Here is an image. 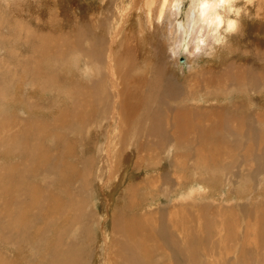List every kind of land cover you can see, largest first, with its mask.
<instances>
[{"label":"rangeland","instance_id":"1","mask_svg":"<svg viewBox=\"0 0 264 264\" xmlns=\"http://www.w3.org/2000/svg\"><path fill=\"white\" fill-rule=\"evenodd\" d=\"M140 2L0 0V264H264V32L244 17L195 73Z\"/></svg>","mask_w":264,"mask_h":264},{"label":"bare ground","instance_id":"2","mask_svg":"<svg viewBox=\"0 0 264 264\" xmlns=\"http://www.w3.org/2000/svg\"><path fill=\"white\" fill-rule=\"evenodd\" d=\"M154 2H155V6H153L154 5ZM159 2H160V0H141V2H140V5L138 6V10L139 11H136L135 13H136V15H138L139 17H141V16H143V23H145V27L147 28V31L148 30H151L152 31V29L154 28V26L156 25V26H161L163 29H164V31L162 32V34H163V41H164V44H165V46L167 47V50H168V56H170V58L171 59H173V61H175L176 63H177V56L178 55H181V56H183V61L182 62H186V63H188V65H191L192 67H191V70H193L194 72H195V70H198L199 69V66H200V64H201V62L199 61V58L197 59V60H190L189 59V57H188V55L186 54V52H185V48L190 44V43H192V41H193V39H194V36H193V34L192 33H190L189 31H188V28H187V24H188V21H187V19H186V16H187V12L185 11L184 12V16H182V18L179 16V14H180V12H178L177 14H176V16H171V15H168V14H165L164 15V20H163V22L161 23V22H158V20H157V17L159 16V14H160V10H159ZM254 2H255V7L253 8V9H250V11H252L253 12V15H250L251 16V18L253 17V19L254 18H256L257 19V26H258V28H262V32H264V2H261V0H254ZM138 3V2H137ZM46 4V3H45ZM133 6V5H132ZM124 7V6H123ZM119 8V7H118ZM122 8V7H121ZM130 8V7H129ZM132 8V7H131ZM186 8H188V6L186 7ZM128 9V8H127ZM187 10V9H186ZM119 11V10H118ZM127 11V10H126ZM131 11V10H130ZM123 12V11H122ZM124 13H125V11H124ZM131 14V13H130ZM134 14V13H133ZM126 17H128V15H125ZM117 17V16H116ZM138 17V18H139ZM180 18V19H179ZM244 17H242V19H243ZM123 19H125V18H123ZM242 19H241V28H240V30H239V32H238V34L239 35H243L244 34V31H245V28H244V22L245 21H242ZM247 19V18H246ZM127 20V19H126ZM131 20V19H130ZM124 21V20H123ZM137 21V20H136ZM247 21H249V19L247 20ZM253 21V20H252ZM254 21H256V20H254ZM114 22V21H113ZM113 22H111V21H109V24L110 23H112L113 24ZM119 22V21H118ZM122 22V21H121ZM120 23V22H119ZM138 23V22H137ZM137 23H135V24H137ZM249 22H247V24H248ZM107 24V23H106ZM120 24H123V22L122 23H120ZM119 24V25H120ZM250 24V23H249ZM254 24H255V22H254ZM116 25H117V22H116ZM119 25L117 26V27H119ZM112 25H110V28H112L111 27ZM138 27V26H137ZM246 27H248V26H246ZM115 28V27H114ZM144 28V27H143ZM257 28V29H258ZM123 29V28H122ZM141 29H142V27H141ZM155 29V28H154ZM162 29V30H163ZM254 29H256V27L254 28ZM117 31H114V35H115V37L116 36H118V31H119V28L118 29H116ZM140 30V29H139ZM258 30H260V29H258ZM111 31H112V29H111ZM142 32V31H141ZM141 32H139V33H141ZM257 32V31H256ZM120 33V32H119ZM142 36V35H141ZM246 36V35H245ZM233 37V36H232ZM233 39V38H232ZM111 40H113V39H111ZM114 42V41H113ZM112 43H110L108 46V53L110 54L111 53V45ZM228 45H232V43H230V41H228V43L226 44V45H224L223 47H219V48H217L216 49V51L215 52H217V58H218V60L222 57V55H223V51L225 52L226 50H227V48H228ZM90 47H92V46H90ZM92 50V49H91ZM98 51V50H97ZM215 56H216V54H215ZM169 58V59H170ZM201 58V57H200ZM112 61H109V59L107 60L106 59V62L105 63H107V64H110V63H108L107 61H109V62H114L113 61V59H111ZM144 60V59H143ZM180 61V60H179ZM209 61V60H208ZM181 62V61H180ZM212 62H214V61H212ZM216 62V61H215ZM217 63V62H216ZM211 65H213V63H210ZM105 65V64H104ZM178 65V64H177ZM176 65V66H177ZM110 66V65H109ZM107 67V66H106ZM105 67V68H106ZM119 67V66H118ZM180 67V66H179ZM188 68V67H187ZM203 68V67H202ZM114 69V68H113ZM116 69V68H115ZM114 69V71H116ZM204 69V68H203ZM108 70H109V73L110 74H114V72L113 73H111V68H108ZM122 70V69H121ZM119 70H117V72H118ZM193 72V73H194ZM199 72H201V70L199 71ZM198 72V73H199ZM195 73H197V72H195ZM27 74H29V73H27ZM124 74V73H123ZM197 75V74H196ZM117 76V75H116ZM195 76V75H194ZM193 76V77H194ZM117 77H119V74H118V76ZM121 77V76H120ZM123 77V76H122ZM116 80H119V78L118 79H116ZM103 81V80H102ZM101 81V82H102ZM39 82L40 81H38V84H39ZM44 82L45 83H47V80H44ZM114 83H115V80L113 81ZM95 83V82H94ZM103 83V82H102ZM114 83H112V87H113V89H115L114 87ZM192 83H194V82H192ZM49 84V83H48ZM111 84V83H110ZM116 84H117V81H116ZM119 84V83H118ZM120 84H121V82H120ZM47 85V84H46ZM91 85H92V83H91ZM44 86V85H43ZM42 86V87H43ZM97 86H99V88L98 87H96L95 86V84L91 87V88H88L87 90H85L86 92H89V93H94V92H98V93H100V91L103 89V87H102V84L101 85H97ZM119 86V85H118ZM120 87V86H119ZM93 88H94V92H92L91 90H93ZM96 88H98V89H96ZM116 88H117V86H116ZM160 88H161V94H172V91H171V88H173L171 85H164V87L162 88L161 86H160ZM122 89V88H121ZM112 90V89H111ZM116 90V89H115ZM118 90V89H117ZM215 90V89H214ZM81 91H83V90H81ZM112 92H113V90H112ZM119 92H120V90H119ZM114 93V92H113ZM116 93H117V91H116ZM103 94L104 93H101V95L103 96ZM118 94V93H117ZM121 95H123L122 94V92L120 93ZM88 94H85V92H84V96H87ZM96 94H93V96H95ZM98 95V94H97ZM115 96V95H114ZM170 96V95H169ZM115 97H117V95L115 96ZM236 97V96H235ZM102 99V98H101ZM119 99V98H118ZM116 100V99H115ZM120 100V99H119ZM99 101V100H98ZM122 101V100H121ZM120 101V102H121ZM116 102H117V100H116ZM123 102V101H122ZM113 103V102H112ZM118 104L120 105V103H119V101H118ZM122 105H123V103H122ZM125 106V105H124ZM124 106H122V107H124ZM126 107V106H125ZM113 108V107H112ZM126 110H127V108H126ZM111 111V110H110ZM123 111H124V108H123ZM125 112V111H124ZM105 112L104 111H100V112H98V115L97 116H101V115H103ZM111 113V112H110ZM112 114V113H111ZM113 114H115V113H113ZM112 117V116H111ZM117 117V116H116ZM119 117V116H118ZM123 117V116H122ZM177 117V116H176ZM124 119V118H123ZM154 119V118H153ZM91 120H95V117L94 118H89V119H87V120H84L87 124L88 123H90V121ZM100 120H102V119H98V120H96L95 121V124H97L98 123V121H100ZM79 124H81V123H79ZM155 124V123H154ZM153 124V125H154ZM89 125V124H88ZM93 125V124H92ZM150 126L149 127V132H148V134L147 135H150L151 136V138L152 137H154V133L152 134V132H154V129H155V127L154 126ZM82 126V125H81ZM80 126V127H81ZM84 126V125H83ZM82 126V127H83ZM87 126V125H86ZM78 127V126H77ZM160 127H161V125H160ZM162 128V127H161ZM207 128V127H206ZM122 129V128H121ZM146 130L148 129V127H146L145 128ZM208 129V128H207ZM213 130H215L214 128H212ZM118 130H119V128H118ZM124 130V129H123ZM197 130V129H196ZM206 130V129H205ZM119 132V131H118ZM171 132V131H170ZM177 132H178V130H177ZM203 132V131H202ZM218 130H217V132L215 131V133L216 134H214L213 132H212V134H214L215 135V138H217L218 137ZM223 132V131H222ZM124 133V132H123ZM157 133H159V135L160 136H157L155 139H157V142H159V143H164L165 142V138H166V136H165V134H164V132H163V130H159V128H158V131H157ZM204 133V132H203ZM206 133V132H205ZM208 133H209V131H208ZM112 135V132H111V128H108V130H107V135H106V144H104V145H107V144H109L110 142H111V140L113 139V137L111 136ZM121 135V134H120ZM210 135V134H209ZM107 136H108V138H107ZM123 136V135H122ZM195 136V135H194ZM200 136V135H199ZM208 136V135H207ZM202 137V136H201ZM209 137V136H208ZM212 137V136H211ZM214 137V136H213ZM221 137V136H220ZM120 138H122V140H123V137H120ZM124 138H126V137H124ZM214 138V139H215ZM223 138V137H222ZM230 138V137H229ZM101 139V138H100ZM205 139V138H204ZM221 139V138H220ZM124 141V140H123ZM205 141H207L206 139H205ZM209 142V141H208ZM220 142V141H219ZM154 143V142H153ZM104 147H106V146H104ZM117 148V147H116ZM106 150V153H107V155H106V158L107 159H110V161H113V158H114V153H113V150L111 149V148H108V149H105ZM182 161V160H181ZM110 165V164H109ZM102 166V165H101ZM107 166V165H106ZM108 167H111V166H108ZM109 170H110V168H109ZM121 170V169H120ZM182 171V170H181ZM110 172V171H109ZM113 172V171H112ZM111 172V174L113 175V173ZM110 176V177H108L109 179L110 178H112L113 176ZM119 177H121L120 175H118ZM118 176L117 175H114V180L110 183V185L112 184H116V178L118 179ZM107 179V178H106ZM12 181V180H11ZM108 181V180H107ZM157 183V182H156ZM11 186H13V187H15V183L13 182H10L9 183ZM115 186V185H114ZM156 186V185H155ZM155 186H154V188H155ZM115 187H117V186H115ZM153 187V186H152ZM157 188V187H156ZM9 189V188H8ZM151 189V188H150ZM194 189V188H193ZM6 190V189H5ZM22 190V188H19L18 190H13L15 193L17 192V194H16V196L15 197H13V200L12 201H14V205L13 206H15V207H19V214H20V217H21V219H23V215H24V212H25V209H26V203H24V205L22 204V203H15V202H17L18 200H21V199H23V197H22V194H23V192L21 191ZM114 190V189H113ZM203 190V189H202ZM192 191V190H191ZM191 191L188 193V194H185V196H183V199H184V197H189L190 195H191ZM112 192V191H111ZM152 192V191H151ZM162 192V191H161ZM198 192V194L201 192V191H197ZM109 193V192H108ZM7 194V193H6ZM111 194V193H110ZM113 194V193H112ZM109 195V194H108ZM150 195H151V193H150ZM155 196V195H154ZM111 197V196H110ZM147 197H148V195H147ZM151 198V197H150ZM152 199V198H151ZM151 199H150V201H151ZM56 202H58L59 204H60V202L59 201H56ZM172 204V203H171ZM55 207H56V205H55ZM58 209V208H57ZM153 211H150L149 209H148V211H147V213H146V215L148 214L149 215V213H152ZM144 216V215H143ZM9 217V220H10V216H8ZM17 217V216H16ZM19 217V218H20ZM146 218V217H145ZM25 219V218H24ZM5 220V219H4ZM14 221V220H13ZM16 221V220H15ZM20 221H23V220H20ZM7 222V221H6ZM135 222V221H134ZM134 222H130L129 221V224L131 223V224H133ZM23 223V222H22ZM3 224V223H2ZM15 224V223H14ZM20 224V223H19ZM125 224L126 223H122V224H120L119 226H118V228H117V230L120 232V233H123V235L124 234H127L128 232H130V228L129 227H127V225L129 226V224L127 223V225L125 226ZM137 224V223H136ZM144 224V223H143ZM174 225V224H173ZM19 228H21V226H19V225H17ZM145 226H146V224H145ZM135 227H137L136 225H135ZM147 227V226H146ZM179 227V226H178ZM142 228V227H141ZM150 228V227H149ZM176 228V227H175ZM1 229V228H0ZM263 229V228H262ZM12 231H14L15 233H16V231L14 230V229H11ZM143 230V229H142ZM172 230V229H171ZM175 230V229H174ZM169 231V230H168ZM262 231V230H261ZM264 232V231H263ZM182 233H184V231H182ZM5 235H4V239H5V243L7 242L8 243V245L9 244H11L12 242H9L10 240H8L7 239V237H6V233H4ZM187 233H184L183 234V236H185ZM2 236V235H1ZM143 236V235H142ZM264 236V235H263ZM139 237V236H138ZM146 237V236H145ZM261 237H262V235H261ZM261 237H259V238H261ZM130 238H132L131 236H130ZM183 238V237H182ZM264 238V237H263ZM262 238V239H263ZM58 240V239H57ZM138 240V239H137ZM131 241H132V239H131ZM134 241H135V238H134ZM139 242H140V244L143 242H141V240H138ZM261 241V240H260ZM136 242V241H135ZM115 244L117 243V240L115 239V242H114ZM129 243V242H128ZM132 243V242H131ZM165 243V242H164ZM262 243V242H261ZM143 244V243H142ZM172 244V243H171ZM174 244V243H173ZM129 245V244H128ZM136 245H137V243H136ZM135 245V248H137L139 245H137L136 246ZM163 245V244H162ZM165 245H167V244H164V246ZM10 246V245H9ZM130 246V245H129ZM133 246H134V243H133ZM142 245H140L139 246V249H140V247H141ZM142 247H145L144 246V244H143V246ZM167 247V246H166ZM193 247V246H192ZM134 248V247H133ZM134 248V249H135ZM138 249V250H139ZM144 249V248H143ZM142 248L140 249V251H137V252H141V250H143ZM145 249L147 250V247H145ZM177 249V248H176ZM191 249V247H190V244L189 243H187V250H186V248L185 247H182V248H178L177 250H178V254H179V257H183V256H187V254H186V252L188 251V250H190ZM170 250V249H169ZM144 251V250H143ZM168 251V250H167ZM134 252V251H133ZM169 252V251H168ZM72 250H70L69 251V249H67L66 251H65V254H67L59 263L60 264H76V263H73V255H72ZM128 253V252H127ZM126 253V254H127ZM106 254L108 255V253L106 252ZM142 254L144 255V257L142 256ZM171 254V253H170ZM194 254V252L192 253V255ZM125 255V254H124ZM140 255V254H139ZM127 256V255H126ZM143 257V259L144 260H146L147 261V259L148 258H146L147 256H148V253H144V252H142L141 253V255H140V257ZM164 256V255H163ZM173 256H175V255H173ZM108 257V256H107ZM150 257H151V255H150ZM146 258V259H145ZM164 258H165V256H164ZM11 260V259H10ZM144 260H143V262H144ZM153 260V259H152ZM171 261H172V263L174 264V259L172 258V259H170ZM169 260V261H170ZM162 261H163V259H162ZM164 261H166L165 259H164ZM170 261V262H171ZM5 262V264H8L7 262V260L6 261H4ZM142 262V263H143ZM148 262V261H147ZM170 262H168V264H171ZM178 262V261H177ZM134 263V262H133ZM150 263H152V262H150ZM154 263V262H153ZM164 263V262H163ZM167 262H165V264H166ZM135 264V263H134ZM145 264V263H144ZM147 264V263H146ZM177 264H179V262L177 263Z\"/></svg>","mask_w":264,"mask_h":264},{"label":"clouds","instance_id":"3","mask_svg":"<svg viewBox=\"0 0 264 264\" xmlns=\"http://www.w3.org/2000/svg\"><path fill=\"white\" fill-rule=\"evenodd\" d=\"M184 2L160 0L158 22H163L165 14L176 16ZM254 7V0H189L187 28L194 36L192 43L185 48L189 59L212 58L217 48L226 45L229 37L239 32L242 17L253 15L250 9ZM188 67L191 70L192 66Z\"/></svg>","mask_w":264,"mask_h":264},{"label":"water","instance_id":"4","mask_svg":"<svg viewBox=\"0 0 264 264\" xmlns=\"http://www.w3.org/2000/svg\"><path fill=\"white\" fill-rule=\"evenodd\" d=\"M179 60L182 62L183 61V58H180Z\"/></svg>","mask_w":264,"mask_h":264}]
</instances>
